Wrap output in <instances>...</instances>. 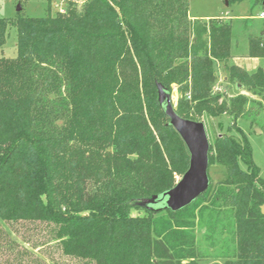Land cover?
<instances>
[{
	"label": "trees",
	"instance_id": "obj_1",
	"mask_svg": "<svg viewBox=\"0 0 264 264\" xmlns=\"http://www.w3.org/2000/svg\"><path fill=\"white\" fill-rule=\"evenodd\" d=\"M188 7L67 0L62 12L0 19V47L16 31V55L0 57V220L53 224L93 264H198L196 229H230L234 256L224 264H264V180L237 125L264 133V68L230 63L232 22L191 20ZM245 57L264 59V29L248 36ZM218 65L257 99L215 93ZM158 86L170 96L177 87L182 118L232 122L209 141L208 170L221 167L222 179L208 174L207 190L175 212L138 204L171 189L189 165Z\"/></svg>",
	"mask_w": 264,
	"mask_h": 264
},
{
	"label": "rangeland",
	"instance_id": "obj_2",
	"mask_svg": "<svg viewBox=\"0 0 264 264\" xmlns=\"http://www.w3.org/2000/svg\"><path fill=\"white\" fill-rule=\"evenodd\" d=\"M67 0H0V19H13L21 17H42L47 10L51 12L65 9ZM250 2H242L225 6L221 0H189L188 17L194 19L222 18L232 22V61L247 71L252 72L257 67L264 68V59L245 57L247 53L248 36H257L264 29V5L251 6ZM20 6V10H18ZM221 16V17H220ZM207 18V19H206ZM16 31L10 27L7 31L6 41L0 47V57L12 58L16 55ZM222 65L216 67L218 81L214 89L225 100L241 93L249 99H257L255 95L235 89L233 84L224 79L225 73ZM177 87H172L171 103L174 109L178 103ZM264 120V114L260 115ZM205 127L210 142L217 134H226L227 127L232 123L229 116L216 118L202 116L200 119ZM237 125L245 134L250 144L252 161L259 170V176L264 180V133L255 126H249L245 119H238ZM259 130L260 132H258ZM228 134V133H227ZM231 135H235L232 131ZM223 169L211 166L208 170L211 181L222 179ZM179 176H175L176 182ZM147 208L160 210L165 208V201H156L147 205ZM132 216H145L144 211H132ZM0 220V264H93L86 250L68 247L59 237V228L53 224L28 221L23 218L16 220ZM224 233H228L224 234ZM211 232L206 226L196 229V239L200 251L198 264H224L234 256L231 230H223L218 235L210 236ZM20 258V260H19Z\"/></svg>",
	"mask_w": 264,
	"mask_h": 264
},
{
	"label": "water",
	"instance_id": "obj_3",
	"mask_svg": "<svg viewBox=\"0 0 264 264\" xmlns=\"http://www.w3.org/2000/svg\"><path fill=\"white\" fill-rule=\"evenodd\" d=\"M225 2V6H227ZM20 10V6H18ZM159 103L169 119V125L180 136L189 153V165L186 172L175 185L160 197L153 196L144 199L138 204L147 208V205L156 201H165V208L172 212L178 211L200 197L208 188V153L209 139L206 127L202 121H193L180 117L171 103V96L158 86ZM260 132L259 130H257ZM149 209V208H148ZM264 215V206L260 207Z\"/></svg>",
	"mask_w": 264,
	"mask_h": 264
},
{
	"label": "crops",
	"instance_id": "obj_4",
	"mask_svg": "<svg viewBox=\"0 0 264 264\" xmlns=\"http://www.w3.org/2000/svg\"><path fill=\"white\" fill-rule=\"evenodd\" d=\"M220 17H221V16H220ZM191 18L194 19L193 17H191ZM206 19H207V18H206ZM253 60H256V58H255V59L253 58Z\"/></svg>",
	"mask_w": 264,
	"mask_h": 264
},
{
	"label": "built area",
	"instance_id": "obj_5",
	"mask_svg": "<svg viewBox=\"0 0 264 264\" xmlns=\"http://www.w3.org/2000/svg\"><path fill=\"white\" fill-rule=\"evenodd\" d=\"M262 16H264L263 14H261Z\"/></svg>",
	"mask_w": 264,
	"mask_h": 264
}]
</instances>
